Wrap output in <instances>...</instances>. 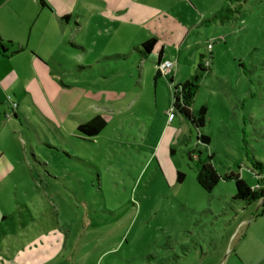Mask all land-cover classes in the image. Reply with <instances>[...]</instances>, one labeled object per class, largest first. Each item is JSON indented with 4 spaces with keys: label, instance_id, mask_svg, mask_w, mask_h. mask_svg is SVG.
Segmentation results:
<instances>
[{
    "label": "rangeland",
    "instance_id": "1",
    "mask_svg": "<svg viewBox=\"0 0 264 264\" xmlns=\"http://www.w3.org/2000/svg\"><path fill=\"white\" fill-rule=\"evenodd\" d=\"M222 1L84 0L80 30L49 45L52 59L12 60L14 82L0 89V264L201 263L227 239V216L261 209L233 200L225 176L264 182L253 168L264 165V0L203 22ZM150 35L172 61L155 80L156 54L133 50ZM200 54L195 128L172 91ZM96 114L98 134L77 131ZM205 161L220 175L209 192L196 180Z\"/></svg>",
    "mask_w": 264,
    "mask_h": 264
},
{
    "label": "crops",
    "instance_id": "2",
    "mask_svg": "<svg viewBox=\"0 0 264 264\" xmlns=\"http://www.w3.org/2000/svg\"><path fill=\"white\" fill-rule=\"evenodd\" d=\"M83 1L0 0V42L4 48L3 53L0 51V89L12 86L14 80L10 78L8 71L13 70L11 62L18 54L31 61L52 59L59 44L69 41L63 38L70 34L71 25L80 30ZM52 28L53 35L50 34L49 37L48 33ZM55 31H59L61 35H56ZM150 37L156 39L150 35L142 41ZM50 44L58 46L53 45L54 48L50 49ZM159 50L162 53L160 60H169L165 56L163 44L158 43L156 39L151 51L156 54V63ZM174 71H171V79L176 75ZM261 209H256L254 216H227V223L231 226L226 234L227 239H224L221 247L208 251L209 253L202 257L201 263L186 260L171 264H264V210ZM46 248L49 251L48 245L41 250ZM23 259L25 264H30L25 256ZM18 262L20 261H17L16 256H12L8 264H19Z\"/></svg>",
    "mask_w": 264,
    "mask_h": 264
},
{
    "label": "trees",
    "instance_id": "3",
    "mask_svg": "<svg viewBox=\"0 0 264 264\" xmlns=\"http://www.w3.org/2000/svg\"><path fill=\"white\" fill-rule=\"evenodd\" d=\"M245 0H223L221 7L215 10L211 17L205 19V23H225L237 13L241 7V4ZM66 19V16L63 17ZM156 39L150 37L142 41L138 46H134L133 50L140 55L143 59L149 53H151ZM0 51L3 53L4 48L0 42ZM161 50L157 54V62L161 58ZM203 56L198 55L196 67L197 72H195L191 77L184 79L183 81L177 83L172 91V107L178 111L189 123H191L195 128L202 127L205 123V112L206 108L202 105L198 108L196 113L191 109L192 100L197 89L198 79L202 73L206 70L205 65L202 60ZM160 76L159 71L156 69L154 72V80ZM171 81V79H170ZM14 114V112H13ZM15 116V114H14ZM105 119L100 115L96 114L90 119L79 123L76 127L77 131L85 136H94L98 134L101 129L105 126ZM198 139L202 142L207 143L209 138L207 135L200 133ZM253 168L256 170L254 175L258 178L260 173H264V165L254 162ZM183 173L176 171V181L181 182L183 179ZM220 175L217 173L215 168L212 166L210 161H205L201 163L198 173L196 176L197 183L207 192L211 191L217 182L219 181ZM231 179L234 183V193L232 199L243 203L244 205H249L255 201H262L261 211L264 210V182L259 184V180H256L255 186H250L243 178H241L237 173H229L225 176V179Z\"/></svg>",
    "mask_w": 264,
    "mask_h": 264
},
{
    "label": "built area",
    "instance_id": "4",
    "mask_svg": "<svg viewBox=\"0 0 264 264\" xmlns=\"http://www.w3.org/2000/svg\"><path fill=\"white\" fill-rule=\"evenodd\" d=\"M208 47H210V45H208ZM172 66V61L171 60H159V62H157L156 64V69L159 71L160 74H164L166 72H168V70L171 68ZM16 104H13V107H15Z\"/></svg>",
    "mask_w": 264,
    "mask_h": 264
},
{
    "label": "water",
    "instance_id": "5",
    "mask_svg": "<svg viewBox=\"0 0 264 264\" xmlns=\"http://www.w3.org/2000/svg\"><path fill=\"white\" fill-rule=\"evenodd\" d=\"M157 64V63H156Z\"/></svg>",
    "mask_w": 264,
    "mask_h": 264
}]
</instances>
